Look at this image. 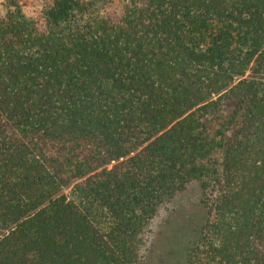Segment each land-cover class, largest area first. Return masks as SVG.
<instances>
[{"label":"trees","instance_id":"16d2710c","mask_svg":"<svg viewBox=\"0 0 264 264\" xmlns=\"http://www.w3.org/2000/svg\"><path fill=\"white\" fill-rule=\"evenodd\" d=\"M4 6L0 264H264V0Z\"/></svg>","mask_w":264,"mask_h":264},{"label":"rangeland","instance_id":"374dc122","mask_svg":"<svg viewBox=\"0 0 264 264\" xmlns=\"http://www.w3.org/2000/svg\"><path fill=\"white\" fill-rule=\"evenodd\" d=\"M5 6H4V0H0V17H2L5 14ZM186 204L190 206L191 202L186 200ZM176 208V205L172 204L170 205V209H163L159 213V215L153 220L151 227H150V239L147 246V249L145 250V257L141 264H183L184 261V247H185V241L186 237L182 232H178L179 236L183 237L181 239H178V235L174 234L173 238H171L170 235V243L165 242L162 243V236H163V225H168L169 220L168 217L171 214L172 209ZM180 208L176 210L177 216L182 217L185 213L180 212ZM186 212V211H185ZM174 216V214H173ZM183 218V219H184ZM179 228L186 231L183 226H180Z\"/></svg>","mask_w":264,"mask_h":264}]
</instances>
